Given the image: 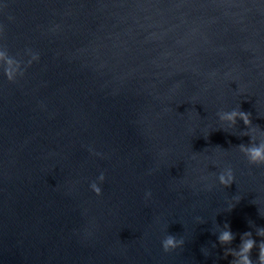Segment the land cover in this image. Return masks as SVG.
Returning <instances> with one entry per match:
<instances>
[{
	"label": "water",
	"instance_id": "obj_1",
	"mask_svg": "<svg viewBox=\"0 0 264 264\" xmlns=\"http://www.w3.org/2000/svg\"><path fill=\"white\" fill-rule=\"evenodd\" d=\"M3 5L0 46L39 60L15 82L0 60V264H229L259 243L264 166L238 145L264 142V0ZM233 109L257 131L219 120Z\"/></svg>",
	"mask_w": 264,
	"mask_h": 264
},
{
	"label": "clouds",
	"instance_id": "obj_2",
	"mask_svg": "<svg viewBox=\"0 0 264 264\" xmlns=\"http://www.w3.org/2000/svg\"><path fill=\"white\" fill-rule=\"evenodd\" d=\"M6 7V5L0 6ZM12 19V17H9ZM3 34V26L0 25V35ZM4 51L0 52V60H4L6 64H15L18 72L13 74L12 70L5 68L4 76L9 82H15L18 77H23L25 74L26 67H30L31 64L39 60V54L33 53L30 49L27 50V54L30 55V59L27 61L26 66L22 67V60H18L16 57L9 54L8 50L4 46H0ZM219 120L221 122H228V126L232 127L237 124V121H242L246 129L249 130V133L257 131V128L253 126L251 113L242 111L241 109H233L230 112H218L217 113ZM246 133V135H249ZM239 151L246 158L249 165L253 166H264V142H259L250 135V142L248 144L241 143L238 145ZM98 154V153H97ZM105 179L104 173H101L97 180L102 183ZM219 184L225 188L230 187L234 183V172L231 167H227L222 171L217 177ZM91 190L97 195H101V187L97 182H92L90 184ZM146 198L151 196V192H146ZM256 236L261 237L262 239L257 243L253 238L251 231L244 232L240 236V244L238 248L225 247L224 257L229 255L233 259L229 264H254L252 259V251L254 248L258 249V257L255 261V264H264V227H258L256 229ZM235 239V234L231 231L230 225L225 223L223 228L219 231L217 235V240L221 246H229L232 244ZM184 245V240L178 239L175 235L168 234L161 241L162 250L165 253L174 251L178 248H182ZM215 247V244L213 245Z\"/></svg>",
	"mask_w": 264,
	"mask_h": 264
}]
</instances>
